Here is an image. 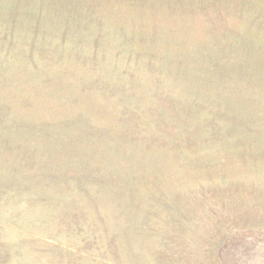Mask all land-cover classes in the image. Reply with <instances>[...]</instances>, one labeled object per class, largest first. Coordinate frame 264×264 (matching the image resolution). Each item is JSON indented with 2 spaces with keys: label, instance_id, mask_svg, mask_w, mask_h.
<instances>
[{
  "label": "rangeland",
  "instance_id": "374dc122",
  "mask_svg": "<svg viewBox=\"0 0 264 264\" xmlns=\"http://www.w3.org/2000/svg\"><path fill=\"white\" fill-rule=\"evenodd\" d=\"M0 264H264V0H0Z\"/></svg>",
  "mask_w": 264,
  "mask_h": 264
}]
</instances>
